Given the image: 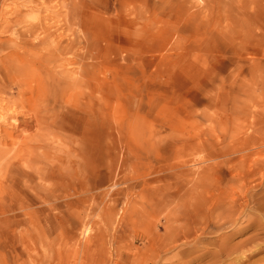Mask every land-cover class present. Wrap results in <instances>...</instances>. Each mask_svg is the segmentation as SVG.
I'll list each match as a JSON object with an SVG mask.
<instances>
[{
  "label": "rangeland",
  "instance_id": "obj_1",
  "mask_svg": "<svg viewBox=\"0 0 264 264\" xmlns=\"http://www.w3.org/2000/svg\"><path fill=\"white\" fill-rule=\"evenodd\" d=\"M13 65L52 134L0 145V264H264V0H0Z\"/></svg>",
  "mask_w": 264,
  "mask_h": 264
},
{
  "label": "bare ground",
  "instance_id": "obj_2",
  "mask_svg": "<svg viewBox=\"0 0 264 264\" xmlns=\"http://www.w3.org/2000/svg\"><path fill=\"white\" fill-rule=\"evenodd\" d=\"M41 39V38H40ZM29 57V56H27ZM14 58V57H13ZM8 59V58H7ZM12 59V58H11ZM32 59V58H31ZM33 61H37L39 64H44L43 66L47 65L49 63V58H44L43 61H41V58L36 56L33 57ZM5 61V60H4ZM6 62V61H5ZM4 63V62H3ZM17 63V62H16ZM19 63V62H18ZM5 67V66H4ZM3 67V69H4ZM35 68V67H34ZM27 69V68H26ZM38 69V68H37ZM28 70V69H27ZM36 70V69H35ZM38 72V70H36ZM20 77V81H12L13 76ZM49 75V74H48ZM38 75V73L34 74L32 72H22L21 67L15 68L14 65L9 70H5L4 74H0V145L6 143L8 140V133L10 131L16 133L15 140L17 142H14V144H20L16 146L17 148V157L19 156L20 159H26L32 155L34 152V147H31L32 145H35L41 141L47 142V136L49 134H52L51 130L47 129V121L43 115H40V110H42V105L45 103V97L44 93L42 92L43 86L47 88L49 85L48 82L43 83V79H41ZM50 80V78H49ZM11 81L13 82V86L15 89V92L17 95H19V98H23V100L18 99L15 100L12 97L8 98L6 96L7 91L5 90L6 87H8L7 83ZM43 83V84H42ZM52 84V83H51ZM11 87V85L9 86ZM8 87V89H9ZM26 93H30L31 97H25ZM13 94V93H12ZM33 98H37L38 103L34 104V106H31V102ZM29 104V106H27ZM44 107V106H43ZM48 108V107H47ZM45 110V109H44ZM49 112V111H48ZM67 112V111H66ZM50 113V112H49ZM46 115L48 113H45ZM11 132V134H12ZM64 132V131H63ZM57 133V132H56ZM54 134V133H53ZM13 136V135H12ZM53 137V136H52ZM80 139L81 141L84 140L85 134L83 132L80 133ZM12 140V139H11ZM14 140V139H13ZM12 140V141H13ZM14 140V141H15ZM12 141H10L9 144H12ZM49 142V141H48ZM54 142V141H53ZM84 142V141H83ZM82 142V143H83ZM45 143V142H44ZM47 144V143H46ZM49 144V143H48ZM85 145V144H84ZM40 146V145H39ZM47 146V145H46ZM49 146V145H48ZM2 147V146H1ZM11 147V146H10ZM14 147V145H13ZM43 147V146H42ZM7 147L2 148L5 150ZM9 148V147H8ZM7 148V149H8ZM46 148V147H45ZM8 152V151H6ZM5 152V153H6ZM10 152V151H9ZM4 154V153H3ZM2 155V153H1ZM7 155V153H6ZM5 156V155H3ZM0 156V157H3ZM36 156V155H35ZM9 158V157H8ZM68 158V157H67ZM12 159V158H11ZM40 159V157H39ZM8 160V159H7ZM64 160V159H63ZM18 161V160H17ZM1 162V161H0ZM8 162V161H7ZM33 162V161H32ZM39 162V161H38ZM41 162V161H40ZM11 164L10 162H8ZM42 163V162H41ZM5 164V163H4ZM19 164V163H18ZM6 165V164H5ZM8 165V164H7ZM14 166V165H13ZM26 166V165H25ZM28 166V165H27ZM38 166V165H37ZM6 167V166H3ZM44 167V166H43ZM13 168V167H12ZM19 168V167H18ZM21 168V166H20ZM23 168V167H22ZM27 168V167H26ZM29 168V167H28ZM31 168V167H30ZM25 169V168H24ZM55 169V168H54ZM58 169V168H57ZM13 170V169H12ZM20 170V169H17ZM16 170V171H17ZM41 170V169H40ZM5 171V170H4ZM23 171V170H22ZM28 171V169H27ZM10 171H8L9 173ZM13 172V171H12ZM24 172V171H23ZM31 172V171H30ZM29 172V173H30ZM33 172V171H32ZM38 172V168L37 171ZM24 173H28L25 172ZM4 175V174H3ZM10 175V174H8ZM35 175V174H34ZM44 175V174H43ZM13 176V174H12ZM16 176V175H15ZM31 176V175H30ZM37 176V175H36ZM14 177V176H13ZM18 177V176H17ZM16 177V179H18ZM39 177V176H38ZM33 178V177H32ZM40 178V177H39ZM1 179V178H0ZM3 179V178H2ZM31 179V178H30ZM29 180V179H28ZM4 181V179H3ZM2 183V182H1ZM2 185V184H1ZM4 185V184H3ZM2 185V186H3ZM5 186V185H4ZM7 186V185H6ZM9 186V185H8ZM2 188V187H1ZM4 189V188H3ZM5 190V189H4ZM2 191V190H1ZM3 192V191H2ZM5 193V192H4ZM14 193V192H13ZM16 193V192H15ZM7 195V194H6ZM15 196V195H14ZM17 196V195H16ZM1 199V198H0ZM264 230V229H263ZM260 246V245H259ZM219 247V246H218ZM233 249V248H232ZM231 249V251H233ZM237 249V248H236ZM250 249V248H249ZM223 250V249H222ZM228 250V249H227ZM240 250V249H239ZM221 251V249H220ZM218 251V252H220ZM226 251V249H225ZM256 251H258L256 249ZM223 252V251H222ZM228 252V251H227ZM255 252V251H254ZM253 252V254H254ZM219 254V253H218Z\"/></svg>",
  "mask_w": 264,
  "mask_h": 264
}]
</instances>
